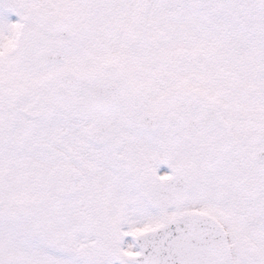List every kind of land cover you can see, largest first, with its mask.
Masks as SVG:
<instances>
[{
  "label": "snow or ice",
  "instance_id": "6c2138e0",
  "mask_svg": "<svg viewBox=\"0 0 264 264\" xmlns=\"http://www.w3.org/2000/svg\"><path fill=\"white\" fill-rule=\"evenodd\" d=\"M0 264H264V0H0Z\"/></svg>",
  "mask_w": 264,
  "mask_h": 264
}]
</instances>
